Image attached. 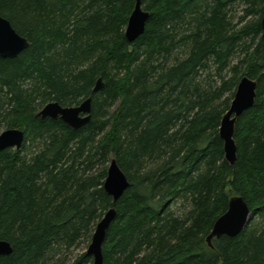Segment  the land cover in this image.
Returning a JSON list of instances; mask_svg holds the SVG:
<instances>
[{
    "label": "trees",
    "instance_id": "obj_1",
    "mask_svg": "<svg viewBox=\"0 0 264 264\" xmlns=\"http://www.w3.org/2000/svg\"><path fill=\"white\" fill-rule=\"evenodd\" d=\"M136 1L0 0L30 42L0 57V132L25 131L20 149L0 151V239L13 245L0 264H66L113 207L104 264H264V0H141L146 30L130 42ZM244 76L257 97L237 119L231 165L220 127ZM89 97L79 129L38 116ZM113 158L130 182L116 203L104 188ZM234 195L249 221L210 246Z\"/></svg>",
    "mask_w": 264,
    "mask_h": 264
},
{
    "label": "water",
    "instance_id": "obj_2",
    "mask_svg": "<svg viewBox=\"0 0 264 264\" xmlns=\"http://www.w3.org/2000/svg\"><path fill=\"white\" fill-rule=\"evenodd\" d=\"M149 12L145 11L141 0H137L130 15L126 28V38L133 42L144 34ZM264 36V15L261 19ZM30 45L29 40L22 36L12 25L11 21L0 15V57L16 58ZM257 81L244 76L238 84L230 109L224 115L220 127V137L224 141L225 158L234 165L237 160V144L234 138L237 119L249 108L253 107L257 97ZM104 86L99 78L94 92ZM42 118H61L75 129H79L91 121L92 97L74 106H63L57 101L47 103L38 113ZM25 139V131L19 128H9L0 132V151L7 148L20 149ZM130 186L127 175L119 166L117 159L110 162L107 178L104 184L106 192L116 203ZM117 215L116 208H110L97 224L87 253L93 257V264H104V243L108 229ZM251 215V209L241 195H234L229 199L227 211L214 224L207 242L213 246V239H220L223 235L239 236L246 227ZM13 245L8 240L0 239V256L10 255Z\"/></svg>",
    "mask_w": 264,
    "mask_h": 264
},
{
    "label": "rangeland",
    "instance_id": "obj_3",
    "mask_svg": "<svg viewBox=\"0 0 264 264\" xmlns=\"http://www.w3.org/2000/svg\"><path fill=\"white\" fill-rule=\"evenodd\" d=\"M234 9L235 10L233 11V13H234V15H233L234 17L233 18H234L235 22L237 23L242 18L243 6L240 4V5L235 6ZM239 56H240V53L238 54L237 57H239ZM118 104L116 105L114 110H116V108L118 107ZM3 130H5V128L2 129V131ZM89 245L90 244H87L85 242L84 243L81 242L77 246L72 247L71 249H69L68 251L62 252L61 259H65L66 260V264H73L75 262V260L77 259L78 255L80 256V254H82L84 252H87ZM89 264H93V261L91 263H89Z\"/></svg>",
    "mask_w": 264,
    "mask_h": 264
}]
</instances>
